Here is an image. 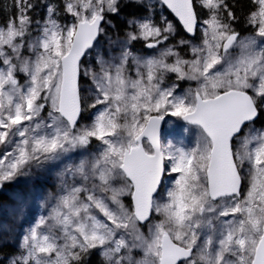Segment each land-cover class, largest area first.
Listing matches in <instances>:
<instances>
[{
    "label": "snow or ice",
    "instance_id": "snow-or-ice-1",
    "mask_svg": "<svg viewBox=\"0 0 264 264\" xmlns=\"http://www.w3.org/2000/svg\"><path fill=\"white\" fill-rule=\"evenodd\" d=\"M131 2L143 14L107 49L121 0H41L38 20L40 5L14 0L0 23V188L59 169L10 264H82L93 249L107 264H264V0L247 35L229 0H158L176 23ZM28 195L12 197L18 218Z\"/></svg>",
    "mask_w": 264,
    "mask_h": 264
},
{
    "label": "rangeland",
    "instance_id": "rangeland-1",
    "mask_svg": "<svg viewBox=\"0 0 264 264\" xmlns=\"http://www.w3.org/2000/svg\"><path fill=\"white\" fill-rule=\"evenodd\" d=\"M157 0H153V3L155 4ZM51 2H55L57 4L61 3V0H51ZM41 11L42 15H45V9L43 8V6L41 5V0H40V6H38V8L35 9V12ZM200 11L202 12H206V10H202L200 9ZM63 12V11H62ZM64 15V13H63ZM206 18V17H205ZM42 19V18H41ZM159 19V18H157ZM38 20V19H37ZM70 21L71 17H66L64 15V18H60L61 23H64L65 21ZM174 22V21H173ZM175 23V22H174ZM244 28H246V32H244L243 35H247L250 34L252 32V29H250L247 25V22L244 23L243 25ZM131 31V29L129 30ZM199 37H200V32H199ZM116 37H113L112 33H111V29H109L107 31V37L104 36L103 40H99V44L97 45V48H101L103 47L104 49H107L109 47L108 45V40H115ZM199 40V39H198ZM194 40V42H198ZM143 42V41H142ZM144 43V42H143ZM181 55H184L187 52V49H181ZM95 53H93L94 55ZM156 54V50H152V52L147 53L145 56H150V55H155ZM172 77L174 75H171ZM21 81L23 82V77H21ZM190 86L189 82H187L186 88ZM194 86V85H191ZM184 88H181V90H185ZM87 120V116L85 117V121ZM170 120L171 123H164L162 126L163 127V131L166 135H171L174 136L173 134L169 133V131H167V128L170 129L173 126H180L181 122H179L177 120V118H166V121ZM84 122V121H82ZM167 126V128H166ZM255 126L257 128H261L264 127V112H263V118L261 120V125L255 124ZM92 146L94 148L90 149L94 150L96 147V142L93 141ZM57 171H59L58 168L53 169L50 172L53 173H49V172H45L43 174H39V175H34V178L25 182L23 180H19L15 183L12 184H5L3 186V189L1 190L0 195V225H7L9 227L10 230L5 231L3 230V228H0V246L6 244L7 242L12 243L15 248H16V252H14L13 255H9L5 258L6 264H10V259L14 256V255H18L19 254V250H18V245L20 243V239H21V230L22 229H27L29 226V222H31L35 217L39 216L41 213L46 214V211L40 207L41 201L43 200V198L45 196H47V194L49 192H53L55 193L57 190V186H58V179H57ZM55 173V174H54ZM24 192H28V202L30 204V208L28 210V215L24 218H18V214L15 212H10L9 209L13 204L12 201V197L17 194V193H24ZM98 251L101 254V250L100 249H93ZM139 255H137V258H139Z\"/></svg>",
    "mask_w": 264,
    "mask_h": 264
},
{
    "label": "trees",
    "instance_id": "trees-1",
    "mask_svg": "<svg viewBox=\"0 0 264 264\" xmlns=\"http://www.w3.org/2000/svg\"><path fill=\"white\" fill-rule=\"evenodd\" d=\"M31 2L34 4L40 5V0H31ZM121 2H122V4H127V7L123 8V10L120 13V16L110 18V19H112V21L116 27H115V29L108 28L107 31L109 29H111V33H112L113 37H116L117 33H119L120 37L123 38L124 32L126 30L127 31L130 30V28L127 27L125 21L130 16L139 15L140 13H142L143 9L138 8L134 3L131 2V0H121ZM229 4L235 5V7L233 8V11L235 12V15L237 17L238 22L234 26L237 29V31H239L243 35L244 32L247 31L246 28L243 27V25L246 22L247 14L250 11V0H229ZM36 8H38V7H36ZM35 9H33V11L30 13V15L33 16V19L37 20V19L43 18L44 16L42 15V12L41 11L35 12ZM62 11H63V9L61 8L60 9V18L63 19L64 15H63ZM15 14H16V9L14 7V0H0V23L5 22L9 17L14 16ZM198 14L200 15L201 18H203L200 11ZM169 17H170V20H173L176 23V21L174 20V18L171 15ZM105 27H107V26H105ZM177 29H178V35L176 36V40H179L182 38L183 39H189L185 35L182 28H180L179 24H177ZM103 39H104V36H101L100 41ZM198 39H199V33L196 36L195 41H197ZM171 42L175 43V40L171 41ZM143 45H144V43L142 41L134 42L133 51L136 54L149 53V50H147ZM170 80L174 81L175 76H173V77L171 76ZM185 85H187V82H181L180 87L183 88ZM86 116H87V114L85 115V117ZM262 118H263V112L261 113V116H260V118L256 124L261 125ZM92 148H94V147L92 146L90 149H92ZM49 173L51 174L53 172L49 171ZM1 196H0V198H1ZM14 252H16V248L10 242H7L6 244L0 246V264H6L5 258L9 255H13ZM92 254H94V253H92V251L87 252L85 255L83 254V258L89 257V256H91V257L89 258V261L83 262L82 264H106L105 261H103L97 255H92Z\"/></svg>",
    "mask_w": 264,
    "mask_h": 264
},
{
    "label": "flooded vegetation",
    "instance_id": "flooded-vegetation-1",
    "mask_svg": "<svg viewBox=\"0 0 264 264\" xmlns=\"http://www.w3.org/2000/svg\"><path fill=\"white\" fill-rule=\"evenodd\" d=\"M156 8H157V18H159V15H161V14H163V15H165V16H167L168 17V19H170V13L166 10V9H164L163 10V12L161 13L160 12V10H159V8H160V6H159V3H158V0L156 1ZM199 11H200V8L198 7V13H199ZM201 12V14L204 16V17H206L207 16V12H202V11H200ZM139 14V13H138ZM141 14H143V11H142V13ZM137 16H139V15H137Z\"/></svg>",
    "mask_w": 264,
    "mask_h": 264
},
{
    "label": "water",
    "instance_id": "water-1",
    "mask_svg": "<svg viewBox=\"0 0 264 264\" xmlns=\"http://www.w3.org/2000/svg\"><path fill=\"white\" fill-rule=\"evenodd\" d=\"M172 15V14H171ZM173 16V15H172ZM174 17V16H173ZM185 33V32H184ZM186 34V33H185ZM197 34V33H196ZM188 37H191L189 34H186ZM100 39V38H99ZM259 119V118H258ZM257 119V120H258ZM3 189V187L2 188H0V192H1V190Z\"/></svg>",
    "mask_w": 264,
    "mask_h": 264
}]
</instances>
